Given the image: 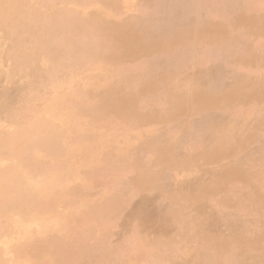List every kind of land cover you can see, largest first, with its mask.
Masks as SVG:
<instances>
[{"label": "rangeland", "instance_id": "1", "mask_svg": "<svg viewBox=\"0 0 264 264\" xmlns=\"http://www.w3.org/2000/svg\"><path fill=\"white\" fill-rule=\"evenodd\" d=\"M20 1L44 21L64 11L100 20L112 50L77 63L23 47L41 55L36 79L12 57L18 43L0 22V173L15 170L26 192L50 203L0 215V264H264L263 0ZM207 22L221 23L225 38L203 43L186 31ZM44 29L49 45L65 38L60 28ZM131 29L145 43L159 35L165 43L151 40L145 54L114 58L122 49L114 41L130 38ZM23 30L20 46L33 35ZM146 61H153L148 75L121 80ZM161 74L165 81L130 96ZM176 85L217 100L207 108L151 109L159 106L157 88ZM245 90L247 103L238 97ZM95 92L121 93L126 113L153 119L123 124L117 113H91L100 101ZM226 93L237 97L223 103ZM39 122L44 134L58 135L57 154L34 149L30 137L25 160L13 138ZM159 145L181 161L161 160Z\"/></svg>", "mask_w": 264, "mask_h": 264}, {"label": "bare ground", "instance_id": "2", "mask_svg": "<svg viewBox=\"0 0 264 264\" xmlns=\"http://www.w3.org/2000/svg\"><path fill=\"white\" fill-rule=\"evenodd\" d=\"M40 1H42L46 5H50L61 0H40ZM23 3L24 2L20 0H0V22L5 36H7L8 38H12V37L15 38V41L18 43L19 48L16 47L17 51L11 54L12 57L15 60L20 59L21 67L24 68L32 67L34 78L40 79L38 68L37 66L34 67V64L35 61L38 60L37 58L42 55L41 53H44L43 55L45 59L65 58L67 60L76 61L77 63H82L88 59L103 58L107 56L109 50H112V48L110 47L111 45L110 42L112 38L108 36H105L103 38L99 33V29H100L99 19H98L99 20L98 23L96 19L89 20L82 18L79 15H74L75 17H72V14H69V12L64 11L63 13L61 12L57 14L58 17H54V18L51 17L49 21H44L45 18L39 16V14H37L36 12L23 9L22 6ZM261 7L264 8V0L261 2ZM31 19L36 20L33 22H36L40 26L41 30H39L35 26L36 24L34 26L32 24H29L31 23ZM231 24H234V22L231 21ZM220 25L222 26L221 23ZM220 25L207 22L206 25H204V28H200L199 30H197L198 27L190 26V24H188L186 25V28H188L186 31L190 32L192 35L195 34V40L198 42L213 44L225 38L226 34L224 30L221 29L222 27ZM44 27L51 32L54 27H56L57 29L59 28L62 29L63 31L66 32L65 38H63L60 41L61 43L59 45H49L46 42L47 41L46 38H45L46 41L43 40L44 34L42 33V31L44 33L46 32ZM23 29H28L27 32H31L33 35L30 36V41L28 42V44L20 46V42H22L20 35L21 33L25 32V30ZM251 29H252L251 31L256 32L255 28H251ZM261 30L264 31V27L261 26ZM131 32L132 33L130 38L128 36L125 37L123 36L117 38L116 42L114 41V44H118L122 48V49L117 48L115 49V51H113L112 54L114 58L117 59L133 58L136 55L145 54L146 52L149 51V46H150L149 44L151 43L152 38H150V41L148 43H145L142 39L139 38L138 34H134L135 30L131 29ZM184 32L185 31H182L179 32L178 34L171 36L169 42L170 41L174 42L176 39H178V35H181L180 33H182L183 35ZM162 38L163 36L159 35L158 38H153L152 41L165 43V40H162ZM23 47L33 48L34 51L36 50L40 51L39 53L41 55L39 53L34 54L35 56L31 55L29 54V52L31 51L29 50L26 51L27 49H24L22 51L21 48ZM116 53H120L119 56ZM60 66H66V64H61ZM150 66H153V61L151 62L146 61L140 64L139 66L133 68L130 71L131 74L124 75L121 80L130 81L131 79H134L133 76L134 73H137V75H141V76L148 75L149 72L148 67ZM165 79H166V74L163 75L161 74V76H159V79H157L153 84L142 85L140 87L141 90H139V92L135 90V92L132 93L130 96L132 97L138 96L139 94L142 93L143 90H145V87L156 86L158 81L163 82L165 81ZM235 89H239V88L234 87L233 91H235ZM157 90H159L158 99H157L158 100L157 104H159V106L156 105V107L151 108L155 110H162L164 108H167L168 106L171 107L174 106L179 110H184L191 102H195L200 108H207L210 107V105L215 103V101L217 100L216 99L217 97L213 95L200 93L196 91L195 87H192L188 90H184L181 87V85H176L174 89L172 90L167 89L166 92L163 88H157ZM77 93L78 96L80 95L84 96L82 90L77 91ZM100 93L101 92L98 93L95 92V94L93 95L94 97L98 96L100 101H98L94 105V108H92V110H90L89 112L100 113L104 111L105 112L111 111L117 113V115H120V117H122V119L124 120L123 124L140 123L144 119V117L146 121L147 119L148 120L153 119L152 116L150 117L151 114L146 116L148 113L143 115L141 112L136 114L133 112L126 113V110L118 104V101L121 102L124 101L123 95L121 93H118L114 96H111L110 93L108 92L105 94V96L100 95ZM238 94L240 95L238 96L240 98L239 100L243 101L244 103H247V98L244 97V95H246V90L245 92L243 93L241 92V94L239 92ZM234 97L237 96L232 95L231 93H226L224 94V96H222V102L227 104L232 99H234ZM76 101L78 102V106H81L79 97H76ZM150 102L151 100L146 101L147 107L144 108L150 110ZM129 119H132V122L127 123ZM40 125H42V127L45 128L44 123L39 122L34 126V128H32V130H29L32 131V133H28V134H26V132L21 133L13 138L16 141L19 151L25 160H27L30 156L28 154V144L30 141L29 140L30 137H32V140L34 141L31 144L32 147H34V149L42 148L45 151H49V152L51 151L52 153L57 154L56 145L59 144L58 135L56 133H54L53 135L49 133L47 135L44 134L43 131L44 129H41ZM33 143L35 144L34 146ZM240 143L241 144H236L229 147L230 150L228 152L222 153L220 155H232L233 152H235V150L243 146L242 142ZM224 145H226V142ZM163 148L165 147L162 145L156 146L155 148L158 150L159 157L161 160L163 161L168 160L170 163H175V164L181 161V158L173 157L172 155L169 154V152L166 149ZM15 174H16L15 170H8L6 172L0 173V215L5 210L12 207L24 208V209L28 208L35 210L40 206L44 208L46 205L50 204L49 201L39 202L37 197H35L32 193L26 192L24 188L21 187L19 181L16 180ZM44 245L45 244L43 243L41 246H39L42 249V251L46 250L45 248L49 249L50 246L48 244L45 248H42ZM20 249L21 251H24L22 250L23 248L20 247Z\"/></svg>", "mask_w": 264, "mask_h": 264}]
</instances>
